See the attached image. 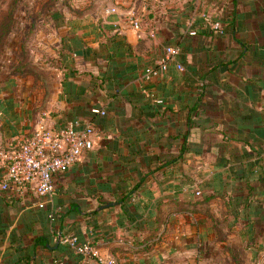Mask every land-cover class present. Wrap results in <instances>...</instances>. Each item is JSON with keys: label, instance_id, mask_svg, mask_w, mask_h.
<instances>
[{"label": "crops", "instance_id": "0c3cea01", "mask_svg": "<svg viewBox=\"0 0 264 264\" xmlns=\"http://www.w3.org/2000/svg\"><path fill=\"white\" fill-rule=\"evenodd\" d=\"M216 2L223 6L220 19L227 26L224 35H205L201 18L195 22L198 25L196 29L190 27L189 21L182 22L183 16L185 20L193 16L192 4L181 10L154 8L146 12L150 14L147 24L153 27L155 40L160 38L161 43H170L182 50L176 61L184 64V70L178 69L174 62L163 78L146 75L147 69L158 66L163 51H155V44L153 49L147 45V54L144 52L146 49L143 52L133 50L146 41L142 30L138 34L134 28L124 26L123 35L106 37L105 34L103 38L108 40L104 48L79 36L65 38L62 60L57 65L58 69H63L57 88L60 101L54 100L52 116L45 122L54 128L72 121L80 122L81 126L90 123L99 126L104 136L108 134V138L99 142L97 153L89 158L94 164L103 159L99 174L87 168L89 162L75 164L79 165L77 173H81L78 177L93 173L95 177L92 180L102 179L103 183L97 180L93 183L96 184L95 189L82 186L86 195L100 193V205L86 219L81 216L76 222L73 214H86L78 198V202L73 203L80 204L81 212L63 216L62 221H66L59 225L50 219L47 203L45 208H38L34 205L36 198L31 195H17L10 199L2 193L0 244L4 242L5 246H0V264H17L16 259L18 264H54L58 259L74 263L78 255L73 248L62 243L64 235H74L81 242H90L93 246L100 245L102 256L113 258L109 261L113 260L115 264H160L157 255L142 254L147 248L140 242L145 237L165 233V229L158 230L157 225L153 227L152 224L155 217L160 216L157 207L183 200L181 194L185 191V183L176 179L179 183L174 189L171 184L167 186L166 183L165 187V183L151 182L158 174L173 177L172 171L178 165H182L184 171L188 159L196 153L205 155L212 168L221 165L215 173L218 185L206 181L200 184L203 188L223 192L222 182L227 179L230 185L227 195H230L235 190L239 191L240 184L248 182L254 188L255 200L264 206V0H229L226 7L223 0ZM231 13H234L232 22ZM190 30H196L199 35ZM87 50L91 52L85 54ZM35 75L39 76V73ZM41 79L43 83L38 87L44 89L43 99L41 92H35L37 102L42 101L39 107L45 100L48 102L51 94L44 76ZM93 86L97 89H92ZM92 94H95L94 102ZM24 100L27 101L24 103L27 113L32 103L28 93ZM198 102L205 110L199 114V126L191 137V142L198 145L189 146L191 152L186 153L188 157L183 163L180 161L164 167L147 178L139 189L133 191L123 210V202L119 203L122 192L136 184V175L125 168L128 158L135 160L138 167H144L150 159V152L160 151L161 147L166 150L169 142L171 147L167 148L179 153L187 112ZM92 108L105 110L106 114L93 113ZM8 117L11 119L10 112ZM17 129L8 136L18 134ZM158 135L164 139L158 142ZM97 155L99 160H96ZM109 159H117L119 166L109 167ZM74 166L73 169L77 167ZM103 173L107 175L103 176ZM109 181L114 186L123 184L120 189L113 187L110 191L105 188ZM154 185L160 189L153 188ZM105 193L118 197L119 205L113 216V207L108 205L111 201L104 199ZM50 200L56 204L62 202V198L56 195ZM176 209L181 211L182 208ZM259 211L262 215H259L256 226H264L261 222L264 207ZM170 216L168 214L167 219ZM42 237L45 241L36 245L37 239ZM133 240H137V248L132 244ZM125 244L133 248H124ZM161 248V263L165 264L164 250L168 246L162 245ZM122 249L128 253L120 258L119 250ZM94 262L108 264L98 255Z\"/></svg>", "mask_w": 264, "mask_h": 264}, {"label": "rangeland", "instance_id": "374dc122", "mask_svg": "<svg viewBox=\"0 0 264 264\" xmlns=\"http://www.w3.org/2000/svg\"><path fill=\"white\" fill-rule=\"evenodd\" d=\"M210 1L0 0V36H3L4 30L10 25V32L4 35L0 42V148L9 153L18 151L39 127L48 126L45 120L52 116L54 100L60 101L57 88L62 78L59 74L63 69H58L60 67L57 65L62 60L61 51L65 38L79 36L97 47L104 48L108 39H104L103 35L106 34V37L123 35L125 27L133 28L132 18H137L142 24L141 30L146 34H144L146 41L140 48H133L134 52H143L146 49L144 52L147 54L149 52L148 46L153 49L152 45L155 44V51L158 50L160 53L173 44L165 45L166 43L159 41L160 38L155 40V33L147 24L149 13L146 12L154 8L167 11L178 8L181 10L186 5L192 4L193 10H195L193 16H189L185 20L182 15V22L189 21L190 27L196 29L198 28L196 23L201 18L203 20L201 27L205 28V35H224L225 32L220 34L213 29L216 23L224 27V23L220 19V11L223 6H218L217 0ZM223 1L226 7L229 0ZM55 12H57L58 17ZM190 31L199 35L196 30ZM179 50L180 55L182 50L180 48ZM185 55L187 54L185 53ZM181 68L184 70L182 63ZM36 72L39 73V76L35 75ZM164 74L165 72L160 78L165 77ZM41 76H44L51 94L49 93L47 98L48 102L45 100V103L39 107L42 101L37 102L35 92H41L43 99L44 89L38 87L43 83ZM4 88L5 90H3ZM92 89H97V86H93ZM27 93L28 99L32 100V103L27 108L26 113V104L24 103L27 101L24 100V96ZM91 97L94 102L95 94H92ZM9 112L11 119L8 117ZM91 126L94 144L83 154L78 163L82 161L88 164L89 162L87 168L93 170V173L99 174L100 162L103 159L94 164L89 158L97 153L99 142L104 140L103 138H108V134L104 136V132L101 133L99 126L94 124ZM15 128H19L17 129L18 134L12 135V137L8 136L14 133ZM98 158L97 155L96 160H99ZM188 160L187 169L184 171L183 166L178 165L172 171L173 177L158 174L154 178L155 181L151 182L155 184L158 181L160 185L165 183V187L166 183L167 186L171 184L176 189L179 183L176 182V179H181L185 183L183 185L185 191L181 194L183 200L180 199V202H170L157 207L160 210V216L155 217L152 224L153 227L157 225L158 230L165 229V238L161 242L153 244L151 250H144L142 254L157 255L159 260L157 262L162 264L163 250L161 246L167 245L168 248L164 250L165 262L167 261L165 264H264V226H256L255 229H257L258 234L252 235V231H248L249 225L243 222L245 217H242L238 222L233 221V216L229 212L226 199L222 197V192L210 191V189H205L200 185L206 181L218 185L215 173L217 169H221V165L212 168L208 163V158L202 153H196ZM107 162L109 167L116 168L120 163L117 159H109ZM7 165V163L0 161V183ZM78 166L74 169L71 168L69 172L58 179L57 190L52 197L56 195L57 198H62L60 204L63 206L54 202L58 205L56 206L52 200L47 201V206L50 208V219L53 223L57 221L60 223L59 225H62L66 221H62V217L68 206L73 202H78V198L82 210L86 214L80 216L73 214V219L76 222L81 216H83L81 218L86 219L100 205V198L102 197L100 193L93 192L86 195V190L82 186L86 185L90 189H95L96 184L93 185V183L96 180L98 183H103L102 179L92 180L95 177L93 173L78 177L81 176V173H77ZM106 175L103 173V176ZM152 187L160 189L157 185ZM3 194H6L10 199L17 196L13 190L3 192ZM31 196L37 198L35 194ZM117 198V196L107 195V193L104 196V199L114 204L111 206L113 207L111 209L112 216L115 215V208L119 205ZM176 208L182 209L179 211ZM249 210H251V217L259 220V215L260 217L262 215L260 211L255 208ZM168 214H171V218L167 219ZM102 219L104 218L102 217ZM136 242L137 240L132 241L135 248H137ZM0 246L4 247V242ZM100 247V245L95 244L93 251L97 252L96 254L106 262L108 261L109 264V260L113 258L103 257L99 251ZM123 247L132 246L125 244ZM196 247L198 248L195 251ZM119 252L120 258L128 253L123 249ZM4 254L3 252L2 256ZM11 257H13L12 253H10ZM94 258V255L90 256L91 264H95ZM113 260L110 264H115ZM116 261L118 262L117 259ZM62 263L64 261L60 259L54 262V264Z\"/></svg>", "mask_w": 264, "mask_h": 264}, {"label": "built area", "instance_id": "2783aa9c", "mask_svg": "<svg viewBox=\"0 0 264 264\" xmlns=\"http://www.w3.org/2000/svg\"><path fill=\"white\" fill-rule=\"evenodd\" d=\"M131 24L139 34L142 27L140 20L132 18ZM213 29L220 34L225 32V28L219 23ZM179 51V47L173 45L165 48L158 66L147 69L146 75L149 78L160 77L174 62L181 70V64L176 61ZM92 111L100 115L106 114L105 110L99 108H92ZM93 144V128L90 123L81 126L80 122L72 121L60 128L39 127L18 151L9 153L0 148V161L8 164L2 175L0 191L13 190L19 196L35 194L37 198L34 205L45 208L47 201L57 190L58 179L69 172ZM61 241L73 248L78 255V260L74 263L62 264H91L90 256L97 255L90 242H81L74 235H64Z\"/></svg>", "mask_w": 264, "mask_h": 264}, {"label": "trees", "instance_id": "16d2710c", "mask_svg": "<svg viewBox=\"0 0 264 264\" xmlns=\"http://www.w3.org/2000/svg\"><path fill=\"white\" fill-rule=\"evenodd\" d=\"M56 13L57 12H55V14ZM58 13H59V11H58ZM233 14L234 13H231L229 15L230 18L232 17L231 22L234 21ZM56 16L58 17V14H56ZM148 16L150 17V14ZM152 28L153 27H151V29ZM224 28H225V33H226L227 32V26L224 25ZM8 32H10V25L7 26V28L4 30L2 35L4 36ZM3 36H0V42L2 41ZM63 51L64 50L62 48L61 54H63ZM88 51L91 52V50H87L85 52V54H87ZM23 70H25V69H23ZM159 100H161V99H159ZM199 101L201 102V98H199ZM204 111L205 110H202L200 108L199 102L196 103L191 108H189V110L187 112V116H186V121H185V132L181 135L183 145L180 148L179 153L176 154L172 150L170 151L169 148H167V147H171V144L169 142V144L167 143L166 150H162V147H161L160 151L150 152V155H149L150 159L144 167H138L135 160L128 158L125 168L130 173H134L136 175V177H135L136 178V184L133 187L127 188L124 192H122V197L120 199L121 201L119 203L123 202V206H122L123 210H125V205H126L125 203H126L127 199L132 195L133 191H135L136 189H139L142 186V184L147 180V178H149L151 175L158 172L159 170H162L164 167H169L170 165L178 163L180 161L183 163L184 160H187L188 155L187 156H185V155H186V153H189L191 144L198 145L197 143L191 142V140H192L191 137L193 135V130L199 126V124L197 122V118H198L199 114L203 113ZM161 139H164V138H162V136L158 135L157 141L159 142V141H161ZM164 152H166V154H164ZM0 177H1V175H0ZM111 184H112L111 181L107 182L105 188L107 190L111 191L114 187L115 189L118 190V189H120V186L123 183L122 182L117 183L116 186L111 185ZM222 184H223V188H224L223 192H222V197H224L227 201V207L229 209V212L233 216V219H234L233 221L238 222V220H241L242 217H245V218H243V219H245V221H243V222H246V225H249L248 231H252V235L258 234V232H256L257 229H255V227L257 225L256 223H258L259 220L251 217V214H250L251 210H249V209L255 208V209L260 210L264 206L262 203L255 200L254 194H253L254 188L248 182H246L245 183L246 185L240 184L239 191L235 190V191H233L234 194L230 193V195H227V193L230 189V185H229L228 180L227 179L223 180ZM123 187H124V185H123ZM125 187H127V186H125ZM2 193L3 192L0 191V195H2ZM4 198L7 199L8 197L5 196ZM80 210H81L80 204L71 203L69 205V208H67V212L63 216L70 214L71 212L80 213L81 212ZM248 210H249V213H248ZM62 218H64V217H62ZM261 222L264 223V218L261 219ZM210 230H212V229H210ZM1 231L2 230H0V233H1ZM152 236L145 237L140 242V243L145 244V247L147 248L145 250H149L153 247V244H157V243L161 242L163 240V238L165 237V233L163 232V233L156 234L153 237ZM151 239H152V241H151ZM44 241H45L44 237L38 238L36 241V245H40ZM34 247H36V246H34ZM197 248L198 247L195 248V251ZM33 251H35V249H33ZM77 260H78V258H77ZM196 260H198L197 257H196ZM16 262L18 264V259H16Z\"/></svg>", "mask_w": 264, "mask_h": 264}, {"label": "water", "instance_id": "95a60500", "mask_svg": "<svg viewBox=\"0 0 264 264\" xmlns=\"http://www.w3.org/2000/svg\"><path fill=\"white\" fill-rule=\"evenodd\" d=\"M108 205H113L112 203L108 204Z\"/></svg>", "mask_w": 264, "mask_h": 264}]
</instances>
